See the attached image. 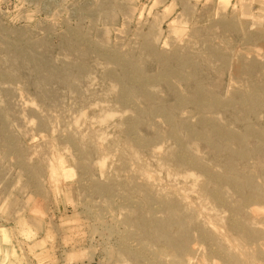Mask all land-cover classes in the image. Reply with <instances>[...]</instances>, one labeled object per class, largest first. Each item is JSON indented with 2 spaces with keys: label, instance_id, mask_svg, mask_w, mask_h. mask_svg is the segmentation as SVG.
Instances as JSON below:
<instances>
[{
  "label": "rangeland",
  "instance_id": "rangeland-1",
  "mask_svg": "<svg viewBox=\"0 0 264 264\" xmlns=\"http://www.w3.org/2000/svg\"><path fill=\"white\" fill-rule=\"evenodd\" d=\"M0 264H264V0H0Z\"/></svg>",
  "mask_w": 264,
  "mask_h": 264
}]
</instances>
